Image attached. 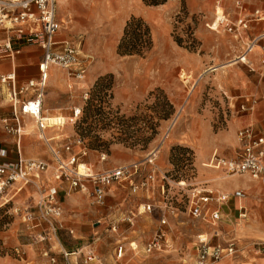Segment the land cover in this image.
<instances>
[{
    "label": "rangeland",
    "instance_id": "1",
    "mask_svg": "<svg viewBox=\"0 0 264 264\" xmlns=\"http://www.w3.org/2000/svg\"><path fill=\"white\" fill-rule=\"evenodd\" d=\"M167 1H170L169 4L172 7L167 11H160L162 9L156 8L150 9L151 13L149 12L145 17L134 16L143 18L149 25L151 37L154 33L157 35L160 24L167 20L171 25L168 34L172 39L178 45L186 47L194 53L198 52L194 29L198 25H203L208 30H211L210 25L215 28L217 25L215 18L222 16V14L226 18L227 16H236V12H238L236 11V3L238 1L242 6L247 7L241 13V17L248 16L246 18L251 19L255 8H259L264 14V0ZM199 3H202V6L198 13L189 15L188 8L191 4L200 5ZM218 8H220L219 13H216ZM133 9L136 10V7ZM66 21L69 23L66 24ZM71 21L74 19L72 18ZM125 22L118 29L116 23L109 20L100 21L96 16V21L91 27L72 30L67 28V26L72 25L70 20L63 18L60 34L74 38L81 37L84 52L94 61L99 59L109 61L111 70L96 78L87 92L89 96L87 99H83L84 94L81 91L74 88L69 90L65 86L59 100L55 101L57 103L71 101L73 105L80 108V114L74 123H71L70 120L72 111L71 114L68 113L67 117L61 116L66 114H57L60 115L59 118L62 119L63 124L47 128L45 134L49 138L53 137L52 142H57L59 145L72 139L73 136H79L86 148V155L82 159L91 163L96 170L119 166L112 161L115 158H120L123 152H131L138 156L136 160L142 161L146 155L147 158L152 151H157L155 152L157 155L154 156V166L150 165L151 168L149 169L155 168V180L150 184L148 193L145 192L147 191L145 189L133 192L127 184L114 183L108 187L110 190L101 205L92 202L90 204L89 199L84 195L85 192H78L88 203L86 212L91 215L90 224L92 223V227H94L91 236L78 239L76 235L72 237L71 232H67V236L63 234L65 232H57V236L53 237L52 235L49 236L50 232H42L49 236L42 243L52 240V246L56 248V252L60 247L72 249V247L87 246L86 250L79 251L77 264H84L83 259L88 250L94 252L99 264H194L195 248L199 237L207 238L210 243L215 244H226L227 240L232 239L238 245L236 264L245 259L254 260V264H264V239L256 235H249L248 232L251 226H259L264 229L263 190L256 187L249 189L237 187L231 191H225L229 193L228 198L218 206L220 219L216 221H212L208 213L203 218H192L189 214V194L193 186L198 183L202 184L204 181L211 185L214 179L232 176L222 171L221 168L216 170L211 167L207 156L216 150L217 154L225 158H233L235 152H238V142L235 146L230 147L228 142L219 138L218 135L228 128V122L231 119L242 115V113H237L236 110L231 109L230 106L234 103L235 108H237L243 99L232 98L233 94L230 92H225L219 87L216 88L210 75L204 77V85L201 87L198 85L200 79H197V74L176 68V70H170L172 72L168 75V80L171 84L170 89L172 91L177 90V93L172 95L169 94L172 92L155 88L144 93L128 108L123 109L113 105L111 100L112 89L123 74L122 63H128L127 69H133L132 65L135 61L139 62L143 59L142 62H148L145 58L150 50L144 52L143 55H133V57L117 53V45L122 36ZM217 28L211 31L217 34H235L234 32H227L222 25ZM0 35L4 36V33H0ZM236 36L243 37V35ZM244 39L245 42L248 40ZM85 42H89V52L84 49ZM261 42L262 40H259L257 45L261 46ZM245 64H242V67L247 70L248 77L251 78L252 82L257 83L258 81L254 80L255 72H249L251 69ZM7 73L0 70V97L6 99V103L0 105V128L4 134L7 132L1 119L10 118L12 112L7 97L8 83L1 81V77L6 76ZM16 76V86L21 85L23 81L17 72ZM27 78L29 77H25V79ZM176 96L178 99L174 100ZM241 96L256 99L254 95L248 92H241ZM177 113L179 114L176 122L170 129L168 136L164 137L170 127L172 117ZM53 118L57 117H46L49 125H52L53 122L50 123L48 119ZM20 119L23 127L22 145L25 144V138L31 134L37 141L39 130H37L34 119L28 115H20ZM188 129H191L193 134L190 139H186L184 135ZM173 135H176L178 139H174ZM41 141L47 147L46 143ZM0 142L4 143V141ZM210 142L212 143L211 150ZM164 148L166 149V158L165 165L162 166L158 162V157ZM73 149L77 151L79 147L74 146ZM100 153L106 155L105 160H100ZM197 154L204 158L201 163H197ZM146 158L143 161L146 162ZM49 166L48 168L52 170L51 161ZM141 177L143 176L140 174ZM241 181L242 177L239 176L228 178L222 182L234 185ZM180 182L183 183L179 184ZM163 184L168 195L167 202L163 193H160ZM235 189L243 190L242 198L238 199L234 196L233 190ZM141 194L145 197H141V200L138 199L132 203L133 197ZM147 196H150L149 200L146 199ZM238 200L247 208V216L243 219L238 217ZM144 201L151 204L150 211L142 209L141 203ZM255 202L256 204H253ZM140 206L141 213H139ZM169 206L172 209L168 208ZM252 209L255 210L253 214ZM163 218L166 219L165 224H161ZM20 224V221H15V217L12 218L4 211H0V232H12L13 236L17 237L20 242L22 238H25V243L30 244L27 249L37 255L33 245L39 242L34 240V235L22 232ZM159 229L165 233V243L160 250H154L149 254L145 253L143 251L144 245L151 240ZM3 240L0 237V258L15 261L23 256L19 249L20 246L15 248L7 246ZM117 245H123V252L120 257H117ZM135 246L137 247L133 249L132 247ZM54 257L56 260L54 264H71L68 257L64 258L62 252L61 255L57 253ZM27 264H41V262L37 260V257H34ZM89 264L98 263L94 261Z\"/></svg>",
    "mask_w": 264,
    "mask_h": 264
},
{
    "label": "crops",
    "instance_id": "2",
    "mask_svg": "<svg viewBox=\"0 0 264 264\" xmlns=\"http://www.w3.org/2000/svg\"><path fill=\"white\" fill-rule=\"evenodd\" d=\"M55 1L57 19H60L62 22L64 17L70 20V24L72 25L67 26V28H71L72 30H77V28L87 29L91 27L96 21V16L100 19V21L109 20L116 23L118 29H120L123 26L124 22L131 15L145 17L149 12L151 13L150 9L159 8L162 9L160 11H167V9L169 10L171 7V4H169L170 1H166L165 3L159 5H145L142 0ZM201 1L203 2V0ZM199 4L200 5L191 4L190 8H188L189 15H194L195 13H198L200 7L202 6V3ZM134 7H136V10L133 9ZM219 9L220 8H218L216 13H219ZM229 9L231 10V8ZM246 9L247 7L245 5L243 6L242 11H240L236 7V11H238L236 12V16H227V18H229L228 20L235 21L236 18L241 17V13ZM246 17L248 16H244V18ZM72 18L74 19V21H71ZM263 21L250 22L249 27L243 31V37L240 38L236 36V34L231 35L232 33L217 34L211 31L214 30L213 28H211V25L209 26L211 30H208L203 25H198L194 29V37L196 38L198 52L194 53L189 51L186 47L178 45L172 39V37L168 34L169 27H171L170 22L164 20L160 24V28L157 30V35L154 33V35L152 36V46L148 51V55L145 58L148 62H142L144 61L143 59L139 62L135 61L132 65L133 69H127L128 63H122L124 67V71L122 72L123 74L120 76L119 80L116 82V85L112 89L111 100L113 105L119 106L123 109L128 108L139 97H142L144 93L155 88H161L165 92H172L169 93L172 95L177 93V90L174 89L172 91L170 89L171 84L168 80V75L173 70H176V68H180L181 70H186L189 73L197 74V79H200L198 85H201V87L204 85V77L210 75L212 77L213 84L216 88L219 87L225 92H230L231 94H233L232 98L236 97V99H243L237 108H235L234 103L230 106L231 109L236 110L237 113H242V115L231 119L228 122V128L218 135L219 138H222L226 142H228V145H230V147L236 145V143L238 142V132L245 127L251 128L253 132L260 133L263 129L264 123V37L260 39L262 40V45H256L255 50H253L247 55V61H249L247 62V64H245L250 67L251 71L249 72H255L254 75L256 77L254 80H257V83L255 81L252 82L251 78L248 77L247 70L242 67L243 63L238 60V57L243 49V44L245 43L244 38H246L247 40L253 36L264 34ZM68 23L69 22L66 21V24ZM3 37V35H0V39ZM55 38L58 41L62 39H71L77 41L80 40L81 57L85 58L86 60V71L82 79L69 78L64 70L60 68L58 69L57 67H51L49 70L50 78H48L49 83L47 82L48 88L45 92V97L42 105V113L44 117H59L60 115L57 114L60 113L66 114L61 116L67 117L69 115L68 113L71 114L72 109L77 108V106L73 105L72 102L69 100L63 101L62 103H57L55 101L57 99L59 100L61 93L64 92L65 86L69 88V90L71 88H74L75 90L81 91L82 94L87 93L96 78L102 75L103 73L110 71L111 69L109 61L103 59L94 61L88 54L84 52L83 39H81V37L74 38L69 36H62L59 31ZM88 46L89 42H85L84 49L87 52H89ZM42 55L43 51L37 44H24L21 46L19 52L13 58L0 59V70H2L3 72H8L7 75L13 74L15 79L17 77V72L20 76L19 78L22 79L23 84L29 79H36L37 77H39L38 64L42 59ZM131 57H133V55H131ZM171 69L172 71H170ZM27 76L29 78L25 79V77ZM241 92L251 93L252 95H254V98L256 97V99L254 100L248 96H241ZM8 93L9 87L7 97ZM177 99L178 98L176 96L174 100ZM5 101L6 99L4 100L2 99V97H0V105H4V103H6ZM241 106L244 107L243 110L241 109ZM57 124H63V122L54 123L52 125L48 124L45 128V133L47 128L55 126ZM184 135L186 139L192 138L193 134L191 129H188V132L184 133ZM173 137L176 140L178 139L176 135H173ZM36 140L37 141H35L33 134H31L30 136L25 138L24 145H22L21 142V156L26 159H40L49 163L51 161V156L47 147L39 139V136ZM0 141H4V143L0 142V163L14 162L17 157V147L15 146L14 136L8 133L4 134L2 132V129L0 128ZM211 145L212 143L210 142V150ZM165 152L166 149L164 148L163 152L158 157V162L162 166L165 165ZM214 154H217L216 150L213 151L212 154H209L210 156H207L209 158L208 160H211ZM236 154L237 152H235L234 156H236ZM217 156L225 158L224 156H221L219 154H217ZM137 157V155L127 151L123 152L120 158H115L112 163L121 166L133 162H139L141 163L140 169H142L140 170V173L142 176H144L146 172L149 171L151 166L145 161H143L145 158L142 161H138L136 160ZM203 159V156L197 154V163H201ZM215 169L217 170V168ZM239 176L242 177V181L240 183L228 185L227 183L222 182L223 180H226L228 178ZM40 180L42 181V183L46 184H57L52 177V170L50 168L46 172L41 174ZM159 186L158 188H160ZM195 187H201L212 191L216 190V192L223 194H229L225 191H231L232 189L237 187H242L245 189L256 187L260 190H263L264 195V188L261 186V184L258 181L245 175H232L227 176L226 178H217L216 180L214 179V182L211 185L210 183L204 181L202 182V184L198 183L197 185H195ZM109 190L110 189L108 188L106 191V195ZM233 191L235 193L236 191L242 192L243 190L235 189ZM78 192L81 191L68 190L67 184H62V187H60L59 189L58 197L63 210L61 221L64 226V229L60 230L59 232H65L63 234L67 236V232L71 231L72 237H75L76 235L78 239H85L91 236L94 231V227H92V223L90 224L91 215L86 212L88 203L86 202V199ZM145 192L148 193L149 190ZM36 195V188L31 185H26L22 188L20 193L15 196L14 203L22 204L31 198H35ZM84 195H86L87 199H89L91 204L90 196L86 193ZM141 197L145 196H142V194L140 196H134L132 203H135V201L138 199L141 200ZM146 199L149 200L150 196H147ZM238 202V204H240L239 200ZM253 204H256V202ZM146 205L151 204L146 201L141 203L143 210ZM141 206L139 207V213L142 212ZM251 211L253 214L255 210L252 209ZM16 220L21 222L20 218L18 217H15V221ZM20 225L22 228V232H26V234L29 233V235H36L40 233L39 231L41 230V228L27 229V227L22 223ZM248 232L249 235H256L264 239V229L262 227L251 226ZM0 237L4 239L3 241L7 246H12L14 248L20 246L19 249L21 250L23 255L20 259H17L15 261L6 258H0V264H27L28 261H30L34 257H37V260L41 262V264H48L49 256H54L57 253L61 255L62 249L67 250V252H72V254H70L68 257V260L71 261V264H77V255L79 254V251H84L87 249V246H83L81 248L72 247V249H65L64 247H60L56 252V248L52 246V240H49L48 242H39L33 245L35 251L37 252V255H35V253L27 249L30 244L25 243V238H22L20 242L17 237L13 236L12 232H0ZM210 244L214 245L215 243ZM220 245L224 246L225 244ZM235 245L238 251V245ZM118 246L119 245H117L116 250ZM194 260L196 261V248ZM216 264H236V261L235 259L233 260L231 258H227L217 262Z\"/></svg>",
    "mask_w": 264,
    "mask_h": 264
},
{
    "label": "built area",
    "instance_id": "3",
    "mask_svg": "<svg viewBox=\"0 0 264 264\" xmlns=\"http://www.w3.org/2000/svg\"><path fill=\"white\" fill-rule=\"evenodd\" d=\"M236 7L242 11L243 6L238 1ZM217 25L214 30L222 25L227 32H234L241 36V32L249 27L250 22L264 20V14L255 9L251 19L238 17L234 22L228 20L223 14L215 18ZM62 21L56 16L55 0H0V33L4 37L0 39V59L13 58L21 46L27 43L37 44L43 51L42 59L38 64L39 77L29 79L20 86H16L13 74L1 77L2 82L9 85L8 98L12 108L11 117L3 118L2 123L5 131L15 138L17 157L12 163H0V209H3L12 218L18 217L27 229L41 228L40 233L34 235V240L42 242L50 235L57 236V232L64 229L60 220L63 210L58 197L62 184H67L68 190L84 191L90 196L94 204H103L106 191L112 184H127L133 192L140 189L148 190L150 184L155 180V168L146 172L140 178L139 162L112 167L103 170H96L91 163L84 161L86 148L83 140L73 137L63 144L53 143V138L45 134L48 125L46 117L42 113V105L45 97V89L51 67H57L66 72L69 78L82 79L85 71V58L81 57V41L62 39L56 40L55 36L62 27ZM214 23V22H213ZM212 23V24H213ZM212 28V26H211ZM264 34L249 38L244 44L238 60L245 64L246 57L253 51L258 41ZM88 94L84 93L83 99ZM243 110L244 107L241 106ZM70 120L74 123L80 114V108H73ZM178 114L172 117L170 127L164 134L168 133ZM20 115L31 116L37 124L38 136L43 140L51 155L52 177L55 184L42 183L41 174L50 167L49 163L40 159H26L21 156V136L23 127ZM238 152L233 158H222L214 154L210 160L211 167L221 168L228 175H245L258 181L264 188V123L260 133L253 132L245 127L238 132ZM74 146L79 150L74 151ZM146 158V163L154 166V153ZM105 154L100 153V160H105ZM180 182L179 184H181ZM26 185L34 186L37 190L35 198H31L22 204H15L14 198ZM161 192L167 202V193L164 184L161 185ZM189 196V214L192 218H203L209 214L211 220L220 219L219 205L224 203L228 194L219 193L201 187H192ZM235 197L242 198L243 193L236 191ZM170 208V206L168 207ZM172 209V207L170 208ZM246 207L239 204L238 217H246ZM151 205H146L144 211H150ZM163 218L161 224H165ZM9 225V223H7ZM50 232L49 236L45 233ZM71 232V231H69ZM48 235V234H47ZM165 233L159 229L155 235L143 247L147 254L154 250H160L165 243ZM224 246L210 244L207 238H200L196 244L195 264H216L224 259H236L237 248L235 242L229 240ZM132 246V244H131ZM137 246L132 247L135 249ZM17 251V250H15ZM123 252V246L117 248V257ZM75 253V252H74ZM72 252L62 250L64 258L69 257ZM55 257L49 256V264L55 263ZM99 260L92 250L86 252L83 263L89 264ZM254 261L245 259L238 264H254Z\"/></svg>",
    "mask_w": 264,
    "mask_h": 264
},
{
    "label": "trees",
    "instance_id": "4",
    "mask_svg": "<svg viewBox=\"0 0 264 264\" xmlns=\"http://www.w3.org/2000/svg\"><path fill=\"white\" fill-rule=\"evenodd\" d=\"M145 5H159L167 0H142ZM152 46L149 25L141 17L131 15L125 22L122 36L117 45L120 55H143ZM3 211V209H0Z\"/></svg>",
    "mask_w": 264,
    "mask_h": 264
},
{
    "label": "bare ground",
    "instance_id": "5",
    "mask_svg": "<svg viewBox=\"0 0 264 264\" xmlns=\"http://www.w3.org/2000/svg\"><path fill=\"white\" fill-rule=\"evenodd\" d=\"M246 61H247V57H246ZM247 62H248V61H247ZM48 120H49L50 123L53 122V124H54V123H58V122H59V123H62V119L59 118V117H57V118H55V119H54V118H53V119H48ZM60 125H61V124H60ZM156 155H157V153H156ZM154 156H155V153H154L153 157H154ZM182 183H183V182H182ZM210 219H211V218H210ZM212 221H213V220H212Z\"/></svg>",
    "mask_w": 264,
    "mask_h": 264
}]
</instances>
